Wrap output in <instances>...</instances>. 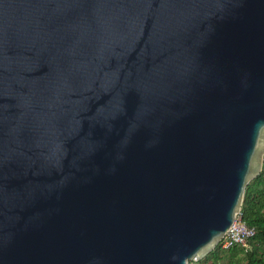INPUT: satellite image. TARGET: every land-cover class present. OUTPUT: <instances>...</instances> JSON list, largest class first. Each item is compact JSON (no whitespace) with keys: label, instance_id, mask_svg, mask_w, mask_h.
Wrapping results in <instances>:
<instances>
[{"label":"water","instance_id":"95a60500","mask_svg":"<svg viewBox=\"0 0 264 264\" xmlns=\"http://www.w3.org/2000/svg\"><path fill=\"white\" fill-rule=\"evenodd\" d=\"M264 162V0H0V264H188Z\"/></svg>","mask_w":264,"mask_h":264},{"label":"trees","instance_id":"16d2710c","mask_svg":"<svg viewBox=\"0 0 264 264\" xmlns=\"http://www.w3.org/2000/svg\"><path fill=\"white\" fill-rule=\"evenodd\" d=\"M241 220L256 232L250 238L251 249L245 251L240 246L223 248L219 243L203 260L189 261L188 264H264V162L258 176L246 186L244 199L240 210Z\"/></svg>","mask_w":264,"mask_h":264},{"label":"built area","instance_id":"2783aa9c","mask_svg":"<svg viewBox=\"0 0 264 264\" xmlns=\"http://www.w3.org/2000/svg\"><path fill=\"white\" fill-rule=\"evenodd\" d=\"M255 228L246 225L240 217V214L237 215L233 225L226 232L223 239L221 240V246L223 248H228L231 246H240L245 251L251 249L249 240L255 235Z\"/></svg>","mask_w":264,"mask_h":264},{"label":"rangeland","instance_id":"374dc122","mask_svg":"<svg viewBox=\"0 0 264 264\" xmlns=\"http://www.w3.org/2000/svg\"><path fill=\"white\" fill-rule=\"evenodd\" d=\"M204 258H202L201 260H203ZM197 262V261H196ZM202 263H204V264H210V262L209 261H203ZM224 262L223 261H220V263L219 264H223ZM195 264H197V263H195Z\"/></svg>","mask_w":264,"mask_h":264}]
</instances>
